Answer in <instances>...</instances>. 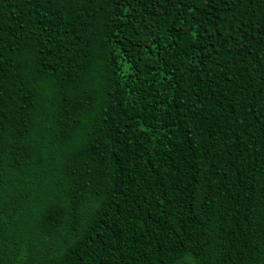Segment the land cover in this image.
Returning a JSON list of instances; mask_svg holds the SVG:
<instances>
[{
  "label": "trees",
  "instance_id": "trees-1",
  "mask_svg": "<svg viewBox=\"0 0 264 264\" xmlns=\"http://www.w3.org/2000/svg\"><path fill=\"white\" fill-rule=\"evenodd\" d=\"M0 264H264V0H0Z\"/></svg>",
  "mask_w": 264,
  "mask_h": 264
}]
</instances>
